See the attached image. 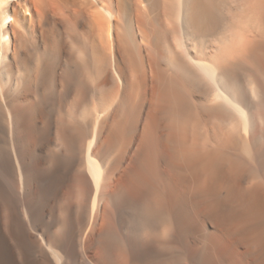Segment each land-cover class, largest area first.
Listing matches in <instances>:
<instances>
[{"label":"bare ground","instance_id":"bare-ground-1","mask_svg":"<svg viewBox=\"0 0 264 264\" xmlns=\"http://www.w3.org/2000/svg\"><path fill=\"white\" fill-rule=\"evenodd\" d=\"M0 264H264V0H0Z\"/></svg>","mask_w":264,"mask_h":264}]
</instances>
